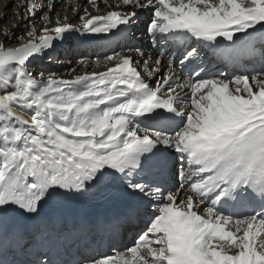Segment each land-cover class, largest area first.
Masks as SVG:
<instances>
[{"label": "snow or ice", "instance_id": "1", "mask_svg": "<svg viewBox=\"0 0 264 264\" xmlns=\"http://www.w3.org/2000/svg\"><path fill=\"white\" fill-rule=\"evenodd\" d=\"M88 3L97 14L84 8L76 26L53 21L48 0L38 33L42 6L27 2L24 35L2 33L0 230L12 215L37 220L50 201L115 189L149 213L145 226L122 253L85 264H264V0ZM146 14L155 59L129 48L143 59L113 51L94 61L106 71L33 76L31 63L67 35L108 39ZM168 45L183 48L179 59ZM157 169L178 181L158 180Z\"/></svg>", "mask_w": 264, "mask_h": 264}, {"label": "bare ground", "instance_id": "2", "mask_svg": "<svg viewBox=\"0 0 264 264\" xmlns=\"http://www.w3.org/2000/svg\"><path fill=\"white\" fill-rule=\"evenodd\" d=\"M47 0H32L31 2H35L37 5L42 6L41 9L37 10L36 17L34 19V27L36 28L37 32L39 33L40 30L45 27V23L41 24V27L39 28V20L41 11H44V9H47V4L45 3ZM63 0H52V3L54 4V10H57L59 12L58 6L61 5ZM68 6L76 9V11L71 12V9H68L66 14L60 19L62 22L65 23H71L73 25L79 26L81 21L79 18H76L77 15L80 14L81 11H83L84 8H88L89 12H91L93 15H96L97 13L92 8V6L88 3V0H67ZM99 3V0H98ZM9 0H2L0 2V42H3L5 40V36L2 33H15L16 36H22L24 35V30L27 28L29 21L27 19H24L25 12L20 9L19 7L12 10L11 13L9 10ZM101 13L104 11H107V9L104 8V6L101 4ZM23 11V12H21ZM70 11V14H69ZM11 15L13 17L11 18V23L9 26H3L2 22ZM50 15V13H48ZM66 18V19H65ZM56 20V18H55ZM37 21V22H36ZM38 23V24H37ZM141 25V23H140ZM49 27L54 26L53 25H47ZM142 26V25H141ZM142 28V27H141ZM23 33V34H22ZM141 31L139 32L136 30L135 26H132L130 31H126L123 33H116L111 38L103 39L98 37H90V36H83L76 32H73L66 36V38L63 41H57L55 42V46L52 50L49 52H46L44 55L36 58L30 65V70L33 72V76L37 79H39L38 73L44 72L45 76L48 75V73L54 72L58 77L64 78V79H73L76 75H83L86 72H100V71H106L107 66L101 65L100 67H97L94 63V61L97 58H100L103 60V57L105 54H111L113 51L125 52V49L129 48H139L141 49L146 56L147 54L153 55V59H155L158 56V51L156 48L151 46L150 37L148 32L144 31L143 35ZM260 33H257V36L255 37V42L257 44V47H259L260 43ZM25 39L27 37L25 36ZM19 42V41H17ZM11 44L9 43L6 46L10 47ZM162 51H165L166 54H174L177 59H179L180 53L182 52L183 48L179 45H168L165 48L161 49ZM125 54L132 55L135 60L138 62L141 61L143 58H140L136 55L135 52H128L126 51ZM152 57V56H151ZM145 58V57H144ZM88 61L87 67L82 66L79 62L80 60ZM245 64L251 66L255 65L259 67V61L258 59H252L249 58L244 61ZM142 66V65H140ZM162 67H167V59L165 58L162 61ZM75 68L76 71L72 72L71 69ZM226 70L229 72V74H232L233 68L228 67L224 68V66L221 64L217 66L215 63H213L210 66L211 72H217L219 70ZM177 71L183 76L186 77L187 73L181 71V69H177ZM152 83V81H150ZM18 111H20L18 109ZM26 116L28 113H23ZM172 174H175V170H169L166 174L161 175V181L164 180H171L174 183L177 182L175 178H173ZM177 178V176H176ZM178 179V178H177ZM45 206V205H44ZM149 213H146L144 211L139 212L133 219L127 220L122 225V230L126 231L127 234L131 235V241L125 240L122 243V248L128 247L129 244H131L138 236V233L143 229L145 226V221L148 218ZM125 237L126 234L124 233ZM114 240H112L113 242ZM124 248V249H125ZM123 251H121L122 253ZM117 252L110 249L107 252V255H113ZM73 259H78L79 264H85L83 260H88L89 258L87 255L79 250H75V252L71 255ZM98 257V256H96ZM31 261H23V264H28ZM35 264V263H34Z\"/></svg>", "mask_w": 264, "mask_h": 264}, {"label": "rangeland", "instance_id": "3", "mask_svg": "<svg viewBox=\"0 0 264 264\" xmlns=\"http://www.w3.org/2000/svg\"><path fill=\"white\" fill-rule=\"evenodd\" d=\"M2 0H0V2H1ZM32 0H9V10H10V12L12 13L13 11L12 10H14L15 8H17V7H19L20 9H22L24 12H25V8H24V5H25V3H27V2H31ZM45 3L46 4H48V0L47 1H45ZM68 2H67V0H63L62 1V3H61V5L60 6H58L57 8H59V12L57 11V10H54L52 13H50V16L52 17V19H53V21H55V18H57V17H59L60 19L66 14V12H67V10L68 9H71V12H72V7H69L68 5ZM23 11H21V12H23ZM44 11L46 12L47 11V9H44ZM82 12L83 11H81L80 12V14L79 15H77V17L76 18H79V16L82 14ZM11 13H10V16H8L3 22H2V25L3 26H9L10 25V23H11V18L10 17H13V15H11ZM69 14H70V11H69ZM149 17H148V15L146 14V15H144V16H141L140 17V19L137 21V23L136 24H134L133 26H135V28H136V30H138L139 32L141 31V33L142 34H139L140 36L141 35H143V32L144 31H146V21H147V19H148ZM37 22V21H36ZM42 23H44L41 19L39 20V28L41 27V24ZM140 23H141V25H140ZM1 24V23H0ZM38 24V23H37ZM142 27V28H141ZM28 29L26 28L25 30H24V33L27 31ZM147 32V31H146ZM23 34V33H22ZM17 43H19V42H16V43H13V44H11V46L10 47H14V46H16V44ZM127 51V49H125V52ZM148 56H152V58L154 57L153 55H150V54H147V51H146V56H145V58L146 57H148ZM177 69H179V67H177ZM182 71V70H181ZM178 72V71H177ZM33 73V72H32ZM179 73V72H178ZM176 168H178V165L176 166ZM171 170H175V169H171ZM172 176H173V178H175L177 181H178V177L176 178V175L175 174H172ZM132 245V243L131 244H129L128 245V247H130ZM127 248V247H126ZM125 248V249H126ZM124 249V250H125ZM123 250V251H124Z\"/></svg>", "mask_w": 264, "mask_h": 264}]
</instances>
